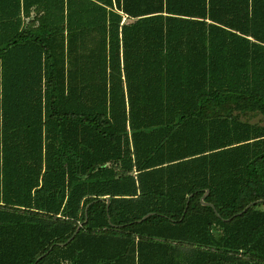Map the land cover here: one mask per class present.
<instances>
[{
	"label": "trees",
	"instance_id": "1",
	"mask_svg": "<svg viewBox=\"0 0 264 264\" xmlns=\"http://www.w3.org/2000/svg\"><path fill=\"white\" fill-rule=\"evenodd\" d=\"M246 112L264 0H0V264H264Z\"/></svg>",
	"mask_w": 264,
	"mask_h": 264
},
{
	"label": "rangeland",
	"instance_id": "2",
	"mask_svg": "<svg viewBox=\"0 0 264 264\" xmlns=\"http://www.w3.org/2000/svg\"><path fill=\"white\" fill-rule=\"evenodd\" d=\"M240 118L252 124L264 126V114L258 112L241 113Z\"/></svg>",
	"mask_w": 264,
	"mask_h": 264
},
{
	"label": "water",
	"instance_id": "3",
	"mask_svg": "<svg viewBox=\"0 0 264 264\" xmlns=\"http://www.w3.org/2000/svg\"><path fill=\"white\" fill-rule=\"evenodd\" d=\"M110 199L108 198V201H109ZM147 216H145L144 218H146Z\"/></svg>",
	"mask_w": 264,
	"mask_h": 264
}]
</instances>
